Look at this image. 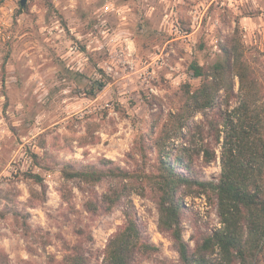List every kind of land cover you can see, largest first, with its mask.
<instances>
[{
    "label": "rangeland",
    "instance_id": "rangeland-1",
    "mask_svg": "<svg viewBox=\"0 0 264 264\" xmlns=\"http://www.w3.org/2000/svg\"><path fill=\"white\" fill-rule=\"evenodd\" d=\"M236 31L258 80L255 105L264 123V0H28L25 7L0 0V263L62 264L77 248L89 264H102L109 239L125 225L129 201L143 239L155 245L156 226L162 235L158 252L137 262L180 264L174 242L159 230L149 191L131 192L111 214H92L85 209L90 187L67 182L63 171L69 163L77 170L102 159L141 165L138 142L151 136L152 143L179 108L184 85L201 83L191 65L219 61ZM94 81L108 84L90 97L86 89ZM190 126L198 146L216 153L211 164L201 158L195 167L204 180L218 182L223 139L215 137L223 120L208 111ZM148 158L150 169L155 148ZM111 185L106 179L94 191L101 195ZM199 195L184 198L183 238L192 248L198 232L212 235L222 227L211 194H203L206 222L186 206V198ZM257 262L264 264V241Z\"/></svg>",
    "mask_w": 264,
    "mask_h": 264
},
{
    "label": "trees",
    "instance_id": "trees-1",
    "mask_svg": "<svg viewBox=\"0 0 264 264\" xmlns=\"http://www.w3.org/2000/svg\"><path fill=\"white\" fill-rule=\"evenodd\" d=\"M221 52L222 58L213 65H191L193 76L201 83L195 89L184 85L179 108L170 114L152 143L151 136L148 142L146 137L138 142L136 152L142 159L141 165L131 169L102 159L98 165L85 164L77 170L76 163H69L63 171L67 182L76 179L90 187L86 189L90 199L85 209L92 214H111L131 192L145 195L149 191L157 206L159 230L174 242L180 264H257L264 241V123L255 105L259 84L246 61L237 31L221 46ZM107 84L94 81L86 92L95 97ZM208 111L213 117L222 118L224 125L223 130L216 129L215 137L217 143L223 139L218 182L204 180L195 167L198 159L202 158L205 165L216 159L210 145L198 146L197 130L190 126L197 114ZM40 148L45 149V146ZM153 148L157 162L147 169L148 154ZM32 157L37 159L38 156L32 153ZM106 179H110L112 185L98 195L94 188ZM67 194L66 189L62 190V199L66 202L70 200ZM192 194L214 196L222 224L212 235L198 232L194 248L185 242L182 230L184 198ZM127 204L125 225L109 239L102 264H140L138 259L152 258L158 252L155 245L143 239L133 206L129 201ZM217 249L219 258L214 259ZM73 250L62 264L90 263L85 251ZM156 264L167 263L157 260Z\"/></svg>",
    "mask_w": 264,
    "mask_h": 264
},
{
    "label": "built area",
    "instance_id": "built-area-1",
    "mask_svg": "<svg viewBox=\"0 0 264 264\" xmlns=\"http://www.w3.org/2000/svg\"><path fill=\"white\" fill-rule=\"evenodd\" d=\"M109 10V7H106V11ZM201 205V207H198V205ZM186 206L189 207L191 210H194L201 221L206 222L208 220V211L210 210V207L208 205L207 199L205 195L201 194L196 197H188L186 198ZM221 227V224L218 226ZM158 238L162 240V235L157 231V226L155 227V234L153 237V243L155 245H158Z\"/></svg>",
    "mask_w": 264,
    "mask_h": 264
},
{
    "label": "water",
    "instance_id": "water-1",
    "mask_svg": "<svg viewBox=\"0 0 264 264\" xmlns=\"http://www.w3.org/2000/svg\"><path fill=\"white\" fill-rule=\"evenodd\" d=\"M28 0H20V4L22 7H25L27 5Z\"/></svg>",
    "mask_w": 264,
    "mask_h": 264
}]
</instances>
